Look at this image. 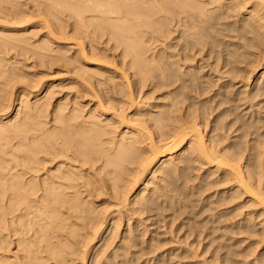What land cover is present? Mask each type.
Returning a JSON list of instances; mask_svg holds the SVG:
<instances>
[{
	"label": "bare ground",
	"instance_id": "bare-ground-1",
	"mask_svg": "<svg viewBox=\"0 0 264 264\" xmlns=\"http://www.w3.org/2000/svg\"><path fill=\"white\" fill-rule=\"evenodd\" d=\"M151 259L264 264V0H0V264Z\"/></svg>",
	"mask_w": 264,
	"mask_h": 264
},
{
	"label": "rangeland",
	"instance_id": "rangeland-1",
	"mask_svg": "<svg viewBox=\"0 0 264 264\" xmlns=\"http://www.w3.org/2000/svg\"><path fill=\"white\" fill-rule=\"evenodd\" d=\"M57 77H58V76H57V74H56V76H54V78H57ZM48 78L51 79L52 77L49 76V77H47V78H45V79L43 78V79H44V80H49ZM56 83H57V81H56ZM249 86L251 87L252 84L249 85ZM249 86H248V88H249ZM205 193H207V192H204L203 196L205 195ZM203 196H202V197H203ZM145 257H146V256H142L141 259H140V261H141L143 258H145ZM243 260H244V259H243ZM152 262H153V261H152V259H151V261L149 260L147 264H152Z\"/></svg>",
	"mask_w": 264,
	"mask_h": 264
}]
</instances>
